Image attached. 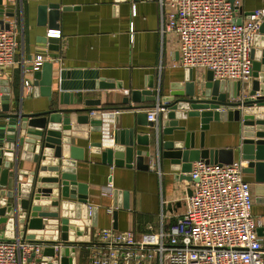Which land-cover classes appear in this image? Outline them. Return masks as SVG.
<instances>
[{"label": "crops", "instance_id": "crops-1", "mask_svg": "<svg viewBox=\"0 0 264 264\" xmlns=\"http://www.w3.org/2000/svg\"><path fill=\"white\" fill-rule=\"evenodd\" d=\"M170 1L0 0V21L5 24L7 18L17 16L22 22L17 61L12 66L4 67L0 74V114L19 111L35 113L54 107L58 103V83L62 71L68 73L67 81L77 82L81 86L70 88L69 92L80 93L84 99L100 100L94 107L119 110L113 123V135L109 133L104 138L101 127L98 130L91 125L70 134L72 145L81 149L82 159L69 157V160L74 162L71 167L78 183L84 185L83 193L86 195L85 202L80 203L78 198L71 201L75 205L88 207V216L94 214L96 226L84 225L80 240L74 234V240L67 242L38 240L48 246L62 243L61 247H74L75 252L70 255L74 264H92L88 245L96 229L133 230L137 235L156 232L161 228L169 230L186 209L184 196L191 192L193 182L185 175L190 176V173L182 172L180 161L161 157L155 137L158 121L154 127L149 125L148 115H144L148 109H130L123 103V99L130 96L133 90L145 89L150 83L153 84L151 90L159 98L169 95L172 90L184 93L190 76H193L198 91H202L210 70L179 65L181 54L176 36L161 30L162 21H166L173 10ZM239 1L240 9L236 13L239 22L249 18L255 9L264 7V0ZM50 29L61 30L60 38L52 37L56 38L52 44L58 45V50L49 48L50 42L46 41L50 37L47 34ZM256 35H260L259 32ZM52 52H58L59 56L51 57ZM38 54L52 64V100L42 94V84L34 85V70L29 69L31 59ZM38 70L42 71L43 66ZM26 80L32 82V93L26 91ZM102 80L114 86L96 88L95 82ZM138 103L153 102L143 100ZM129 104L137 103L130 101ZM221 111V119L212 120L209 128L204 130L198 116L180 119L179 124L185 128L175 130L172 135L165 134L164 140L184 141L186 135L192 133L191 138L196 146L203 138L206 148H232L234 161H243V177L251 185L252 213L256 218L264 217V167H250L249 160L242 158L238 148L242 138L246 137L242 123L235 117L229 118L228 109ZM115 131H133L135 149L150 151V155H142L141 160L144 165H149L148 169L140 167L136 160L130 166L124 164V160L121 164L103 160L102 151L114 149L117 145L113 141ZM126 136L127 133L119 135L120 138ZM253 139L259 138L254 135ZM3 142L4 147L8 148L10 141L5 137ZM10 155L14 157L13 153ZM31 156L30 152L20 149V167L35 169L37 164ZM75 193L79 194V189ZM79 210L84 212L83 208ZM260 228L264 229V226ZM4 233L5 224H0L1 238H7Z\"/></svg>", "mask_w": 264, "mask_h": 264}, {"label": "water", "instance_id": "water-1", "mask_svg": "<svg viewBox=\"0 0 264 264\" xmlns=\"http://www.w3.org/2000/svg\"><path fill=\"white\" fill-rule=\"evenodd\" d=\"M0 24L9 26L2 21ZM259 34L254 38L256 47L251 50L252 72L246 84L215 79L213 72L208 71L202 91H198L193 76H190L184 93L172 90L169 95L159 98L151 90L153 84L150 83L147 88L133 90L130 96L123 99V103L130 109L149 110L157 102L163 104L166 109L159 116L155 135L157 149L161 157L180 161L182 172L190 173L193 162L200 160L218 165L230 164L234 161V151L232 148H206L203 138L199 146H196L195 140L191 138L192 133H188L184 141H165L164 135H172L175 130L184 129L179 120L188 116H198L201 129H207L212 120L221 119V110L227 109L229 118L235 117L241 121L245 131L246 137L242 138L238 147L242 158L249 160L250 167H264V21ZM53 40L56 38L46 39L50 42L49 48L58 50V45L52 44ZM50 55L56 58L59 53L52 52ZM51 65V62L45 61L42 71L34 70V85L42 84V94L52 100ZM29 69L32 70L31 66ZM67 77L68 73L62 71L58 83V103L54 107L35 113L19 111L0 114V224H5L4 234L9 239L18 234L30 240L67 242L74 240L72 234L80 240L84 225L96 226L93 222L94 214L88 216V207L75 205L71 201L78 198L80 203L85 202L86 195L83 193L84 185L78 183L77 175L71 167L74 162L69 160V157L82 159L81 149L72 145L70 134L72 131L86 129L88 125L100 130V112L113 110L114 107H94L100 100L84 99L80 93L76 95L69 92L70 88L81 86L77 82L67 81ZM94 86L110 88L114 84L102 80L95 82ZM143 100L153 103H138ZM130 101L137 104H129ZM92 111L95 113L92 114ZM144 115H148V111ZM6 118L8 121L5 122ZM148 122L151 127L156 124L154 121ZM123 133H127V136L120 138L119 135ZM254 135L259 139H253ZM5 137L10 141L8 148L4 147ZM134 141L133 131H115L117 145L114 149L102 151L103 160L120 164L124 160V164L129 166L136 160L140 167L148 169L149 165H144L141 160L144 157L142 155H150V151L136 150ZM20 149L30 152L33 162L37 164L35 169L20 167ZM12 153L13 158L10 155ZM62 156L64 159L61 160ZM185 178L192 181L189 175H185ZM76 189H79V194L75 193ZM79 208H83L84 212L81 213ZM258 233L264 240V229H258ZM58 251L56 255L52 245L45 247L41 264H74L70 257L75 252L74 247H60Z\"/></svg>", "mask_w": 264, "mask_h": 264}, {"label": "built area", "instance_id": "built-area-1", "mask_svg": "<svg viewBox=\"0 0 264 264\" xmlns=\"http://www.w3.org/2000/svg\"><path fill=\"white\" fill-rule=\"evenodd\" d=\"M170 4L173 10L162 21L161 30L176 36L179 65L205 68L215 79L246 84L264 7L237 22L239 0H172ZM6 21L8 27L0 26V74L17 61L22 28L17 16ZM47 34L57 38L62 35L60 29H50ZM45 61L41 54L33 57L32 70L40 69ZM25 86L27 93H32V82L26 80ZM165 109L157 102L148 110V119L157 122ZM118 112H100L104 138L112 134ZM243 171L242 160L222 165L195 161L190 171L193 186L184 196L187 206L176 224L169 230L161 228L141 235L133 230L96 229L88 245L92 264H264V240L258 233L264 217L256 218L252 213L251 185ZM45 246L44 241L20 236L0 237V264H41ZM52 246L57 250L62 243Z\"/></svg>", "mask_w": 264, "mask_h": 264}]
</instances>
